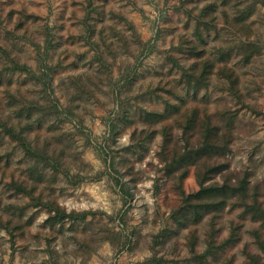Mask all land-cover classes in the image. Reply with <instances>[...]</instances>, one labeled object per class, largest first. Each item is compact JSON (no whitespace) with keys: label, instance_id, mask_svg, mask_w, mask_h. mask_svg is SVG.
Here are the masks:
<instances>
[{"label":"rangeland","instance_id":"374dc122","mask_svg":"<svg viewBox=\"0 0 264 264\" xmlns=\"http://www.w3.org/2000/svg\"><path fill=\"white\" fill-rule=\"evenodd\" d=\"M93 4L0 0V264H264V0Z\"/></svg>","mask_w":264,"mask_h":264},{"label":"trees","instance_id":"16d2710c","mask_svg":"<svg viewBox=\"0 0 264 264\" xmlns=\"http://www.w3.org/2000/svg\"><path fill=\"white\" fill-rule=\"evenodd\" d=\"M93 1L94 0H86V16H88L94 10ZM204 135L205 136L202 138V141L198 144V146L187 154V159H213L216 157H221L226 153L225 142H217L218 133H214L212 134L213 136L210 137L206 136L207 133H204ZM183 161H185V158ZM211 171L219 173L220 168L215 167ZM241 192L243 191L241 190ZM235 193L236 190L234 188L226 186L204 187L200 183L199 190L194 194L188 195L187 199L201 201L200 205H207L204 201H208L209 199L215 198L217 199L220 197L221 202L223 203L224 200H226L228 197H232V195H235ZM216 205V207H218L219 203ZM65 218H67L65 212H60L59 210H56L55 215L51 219L53 221H62ZM250 262L251 264H259L255 257H251Z\"/></svg>","mask_w":264,"mask_h":264}]
</instances>
